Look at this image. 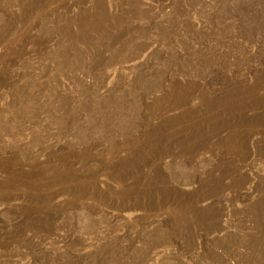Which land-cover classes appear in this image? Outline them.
I'll use <instances>...</instances> for the list:
<instances>
[{"label": "rangeland", "instance_id": "rangeland-1", "mask_svg": "<svg viewBox=\"0 0 264 264\" xmlns=\"http://www.w3.org/2000/svg\"><path fill=\"white\" fill-rule=\"evenodd\" d=\"M6 25L0 12V49ZM37 34L38 53L0 83V156L45 170L56 148L92 146L100 161L47 193L95 181L97 201L67 191L52 208H2L0 264H264V0H90ZM214 117L232 124L212 135ZM141 149L170 155L143 166ZM124 205L137 215L117 217Z\"/></svg>", "mask_w": 264, "mask_h": 264}, {"label": "bare ground", "instance_id": "bare-ground-1", "mask_svg": "<svg viewBox=\"0 0 264 264\" xmlns=\"http://www.w3.org/2000/svg\"><path fill=\"white\" fill-rule=\"evenodd\" d=\"M89 2H90V0H0V12L3 13L7 18V25L5 26V30H4L5 31L4 34L7 37L4 39V45H3L2 49H0V83H7V82L9 83L10 80L14 78V73L12 72V69L16 65H18L19 62L24 60L26 57L31 56L32 54L38 53L39 50H35V43L39 41L38 40L39 37H38L37 33H38L39 28L45 22H48V21H50L53 18H56L58 16L59 17L60 16L61 17L62 16L72 17V16L76 15V13L78 11H80V9H82L84 6H86ZM193 85H195V84H192V86ZM191 95H192V93L189 92V90H188V91H185L183 93L182 92L179 93L178 91H174L172 94L166 96L165 98L160 96L163 99L160 98V100L157 101L153 107H151L150 113H151V115H156L158 112H161L163 110L166 111L167 109H170V108L172 109L176 106H179L182 103L189 101L191 99ZM158 99H159V97H158ZM155 101H156V99H155ZM151 104H153V103H151ZM165 111L162 114H165ZM167 111H166V113H167ZM157 117H158V115H157ZM175 117H177V116L175 115ZM209 119L210 118H208V120ZM230 122L231 121H229L228 118H226V117H218V118L214 117V118L210 119V121L207 125L208 126L207 131H208V133H212V135L217 136L222 131L228 130V128H229L228 126H230ZM255 122H254V125H255ZM231 124H232V122H231ZM257 127H258V125H257ZM229 142H231V141H229ZM241 145L242 144H240L239 147H241ZM127 146H128V144H127ZM125 148H127V147H125ZM132 149H133V147H132ZM226 149H227V147H226ZM230 149H232V148H229V150ZM63 150L64 149L62 147H58L54 150L55 152L61 151V154H55L53 156V159H52V161L54 163L45 167V170H36L37 162L35 160H32V158H30V157H28V158L22 157L21 158L20 155H18L16 152H13V151H6L4 153H1V156H0V212H1L2 208L4 209L7 206H9V207L12 206L14 208H15V206L20 207L22 205V203L25 201L30 202V204L31 203L35 204V206H37V205L42 206V208H52L53 207V206H51L52 200H54L59 195L63 194L64 192H67V191L69 192V194L72 193V198L77 203L79 200L85 199L87 197L89 199H92L93 197L91 198L92 195H91V193L89 194V192L93 191V190H90L89 189L90 187L87 188L88 184H90L88 182H87L88 183L87 185L85 184L86 187H83V186L79 187L80 184L78 187H76L77 184L74 183L76 186L74 188H70L69 190L60 189V190H55V191H51L50 193H47L52 188H54L57 184L62 185L64 183H68V182H75V180L77 178H79V176L82 174V171L86 167V165H88L90 162L98 159V157L100 156L99 155L100 153L97 154L94 151V148H92V146L90 148H86L83 150H78L77 152H70V153L62 152ZM98 150H96V151H98ZM125 151H126V149H125ZM197 151L198 150H191L190 155L195 156ZM230 151H228V152H230ZM93 152H95V153H93ZM208 152H211V151H208ZM232 152H234V151H232ZM72 153H74V154H72ZM110 153H112V151H110ZM121 153H122V151H121ZM237 153L239 154L240 157H242V159L245 158L244 156H242L244 152L237 151ZM104 154H105V152H104ZM124 154L126 155V152H124ZM124 154H122L123 157L125 156ZM128 154H130V153L128 152ZM235 154H236V151H235ZM135 155L136 156L138 155L137 157H134V159L137 158L136 163H138L139 165H143V166L149 165L150 167H152V165L156 166L158 164L163 163L164 160L170 155V153H169V151H166V150H157V149H151V150H145L144 149V150H142L141 149V151H137L135 153ZM105 156H106V154H105ZM196 156H195V158H196ZM105 158H108V157L106 156ZM124 158H126V157H124ZM124 158H122V160H125ZM108 159L110 161V158H108ZM191 159H194V158L192 157ZM120 160L118 161V163L120 162ZM225 160H226V158H225ZM130 162H128L129 165H130ZM236 163H238V162H236ZM236 163H234V161H233V164H236ZM108 164H107V168H108V166H110ZM241 165H243V164H241ZM229 166H231V165H229ZM103 167H106V164H105V166L103 165ZM136 167H137V164H136ZM100 168H102V167H100ZM124 168H125V166H124ZM225 168H227V167H225ZM232 169H233V167H232ZM87 170H89V169H87ZM125 170H126V168H125ZM125 170L123 169V171H125ZM224 171H225V169H224ZM117 172H119V171L117 170ZM220 172H222V171H220ZM90 174H92V173H90ZM117 175L118 174H116V176ZM97 176H95V177L97 178ZM112 176H114V175H112ZM130 176H131V174H130ZM122 177H124V175ZM132 177H133V175H132ZM219 177H221V176H219ZM114 178H115V176H114ZM118 178H119V175H118ZM124 178H122V179H124ZM221 179H223V178H221ZM81 180L79 181V183L81 182ZM118 180H121V179L119 178ZM217 181L219 182V180L216 179V182ZM94 182H92L91 184H93ZM72 186H74V185H72ZM62 188H64V187H62ZM93 195L95 196V193ZM104 195H106L105 192H104ZM106 198H108V197H106ZM92 200H90V204H91ZM74 201H73V203H74ZM88 201H87V204L89 203ZM96 201L94 199V201H92V203L95 204ZM85 202H86V199H85ZM67 203H68V201H67ZM62 204H63V202H62ZM70 204H72V203H70ZM70 204L68 203V205H70ZM31 206H33V205H31ZM58 206H61V205H58ZM74 206L77 207L76 204ZM97 207L99 208L101 206L99 205ZM24 209H22V211H24ZM17 210H20V208ZM60 210H61V208H60ZM62 210H64V209L62 208ZM95 211H97V208ZM137 211H139V209L132 206V205L125 206V207L121 208L119 210V212H117L118 213L117 217H125V218L135 217L137 215L136 214ZM58 213L56 212V213H53L49 216L44 214V216L46 215L45 216L46 222L49 220H53V219L56 220L57 218H59ZM110 213H112V212H110ZM36 215H38V214H36ZM23 217L18 216V217H16V219H21ZM33 219H36V218H33ZM27 220H28V218H27ZM56 222H57V220H56ZM36 223L41 224L42 221L36 222ZM23 231H24V228H23Z\"/></svg>", "mask_w": 264, "mask_h": 264}]
</instances>
